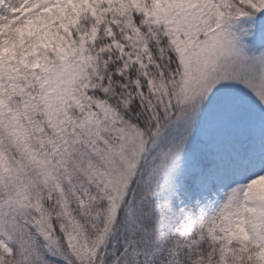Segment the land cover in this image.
Listing matches in <instances>:
<instances>
[{
  "label": "snow or ice",
  "instance_id": "snow-or-ice-1",
  "mask_svg": "<svg viewBox=\"0 0 264 264\" xmlns=\"http://www.w3.org/2000/svg\"><path fill=\"white\" fill-rule=\"evenodd\" d=\"M0 264H264V0H0Z\"/></svg>",
  "mask_w": 264,
  "mask_h": 264
}]
</instances>
